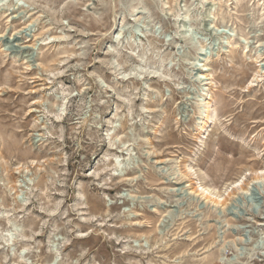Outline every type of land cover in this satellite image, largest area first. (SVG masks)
Masks as SVG:
<instances>
[{"label":"rangeland","instance_id":"374dc122","mask_svg":"<svg viewBox=\"0 0 264 264\" xmlns=\"http://www.w3.org/2000/svg\"><path fill=\"white\" fill-rule=\"evenodd\" d=\"M0 264H264V0H0Z\"/></svg>","mask_w":264,"mask_h":264},{"label":"bare ground","instance_id":"6f19581e","mask_svg":"<svg viewBox=\"0 0 264 264\" xmlns=\"http://www.w3.org/2000/svg\"><path fill=\"white\" fill-rule=\"evenodd\" d=\"M205 2V1H204ZM237 184H239V183H237ZM236 184V185H237ZM200 190H201V193H203V192H205V189H203L202 187H200ZM210 193V192H209ZM206 196V195H205ZM213 201V200H212ZM217 201V200H216ZM214 202H215V200H214ZM220 202V201H219ZM217 204V203H216ZM16 230V229H15ZM10 232V231H9ZM11 238V237H10ZM10 242V241H9Z\"/></svg>","mask_w":264,"mask_h":264}]
</instances>
